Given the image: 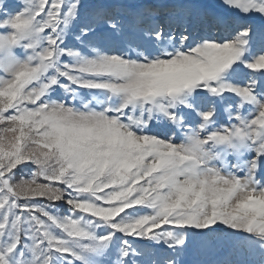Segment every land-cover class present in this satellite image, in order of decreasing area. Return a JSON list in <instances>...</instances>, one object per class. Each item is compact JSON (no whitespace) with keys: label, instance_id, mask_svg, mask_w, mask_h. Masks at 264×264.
I'll list each match as a JSON object with an SVG mask.
<instances>
[{"label":"snow or ice","instance_id":"1","mask_svg":"<svg viewBox=\"0 0 264 264\" xmlns=\"http://www.w3.org/2000/svg\"><path fill=\"white\" fill-rule=\"evenodd\" d=\"M186 255L264 264V0H0V264Z\"/></svg>","mask_w":264,"mask_h":264},{"label":"rangeland","instance_id":"2","mask_svg":"<svg viewBox=\"0 0 264 264\" xmlns=\"http://www.w3.org/2000/svg\"><path fill=\"white\" fill-rule=\"evenodd\" d=\"M249 75H259L258 73H252L251 70L245 69L244 72L241 74V79L246 81ZM184 264H189L192 257L190 255H186L184 258Z\"/></svg>","mask_w":264,"mask_h":264}]
</instances>
